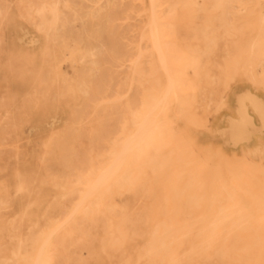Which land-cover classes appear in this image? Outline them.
<instances>
[{"label":"bare ground","instance_id":"1","mask_svg":"<svg viewBox=\"0 0 264 264\" xmlns=\"http://www.w3.org/2000/svg\"><path fill=\"white\" fill-rule=\"evenodd\" d=\"M62 1H73L71 4L73 10L74 3L82 0H42L40 7L34 10L33 18L38 29L44 31L46 45L49 43L54 45L69 36L76 39L70 29L60 33V23L71 22L67 18L69 14L61 10ZM134 1L136 17L144 19L143 9L146 0ZM12 3L13 0H0V29L3 26L7 27L14 16L8 13ZM259 4L258 0H155L160 25L158 36L163 43V49L162 52L155 51L152 37L146 33L142 34V40L146 44L144 52L147 71L137 64V58L136 65L135 60H132L134 81L140 88V104L135 109L129 104L125 105V115L128 119L123 122L118 137L112 141L103 155V159L116 158L117 166L114 164L116 167L110 173L112 178L99 184L100 193L97 196L77 206L72 197L74 189L71 184L73 183L76 188L78 198L82 197L87 189L90 190L88 187L92 185L94 170L99 169L101 165H90L85 173L77 174L73 181L64 176L70 168L77 165V162L73 161L78 153L76 150H80V147L76 148L72 143L71 147L63 144V151L66 152L65 157L58 163L60 167L58 175L48 174L44 179L30 180L27 173L17 171L13 184H7L3 188L0 185V217L1 214L9 212L8 195L11 194L28 197L24 208L31 207V211L36 212V216H42L44 220L43 225L38 228L37 222L28 224L26 227L29 233L17 237L16 251L9 257H3L0 264H7V259L13 264H28L31 252L23 247L26 243L34 245L39 242L41 250L36 252L40 257L38 264H60L62 257H66L67 264L69 262L67 250L76 242L85 239L97 240L104 258L118 257L119 264H263L264 166L253 175H248V172L234 173L228 166V179L218 184L217 191L212 190L209 205L203 203L201 193L206 188V183L200 171L206 164H214L218 160L209 152L201 156L196 154L200 142L207 144L213 142V131L208 123L204 125L190 114V101L199 108L200 100H204L202 98L204 83L214 85L221 81L222 90L218 98L208 99L219 102L215 106L207 104V109L209 112L218 111L228 103V100L233 101L235 115H229L226 119L227 125L218 128L216 132L223 147H240L239 155L264 157V139L256 137L264 134V46L260 44L261 39L264 40V33L260 35L249 28V17ZM89 7L90 12L98 13L91 5ZM235 8L242 11L240 16L234 13ZM75 10L74 20L85 22L90 17V12L83 16L78 14L77 9ZM184 12L187 13L192 27L188 39L193 43L201 42V48H190L187 45V49L182 51L177 45L182 36L178 17ZM238 17L240 21L236 20ZM28 18L30 19L27 15H19V19ZM103 21L109 23L110 19L106 17ZM240 25L244 27V31L247 30V41L249 40L242 53L250 61L257 60L254 65L250 61L242 65L246 72L245 86L233 85L234 75L229 68L221 78L211 73L209 69L211 57L216 54L226 55L229 52L224 45H218L219 40L237 36L239 34L237 27ZM215 27L222 28V33L218 35ZM92 35L98 38L99 32L94 31ZM29 37L36 39L37 43L40 41L35 34L22 32V40ZM6 46L5 40L0 38V63L7 67L14 64L19 57L9 56ZM44 47L45 54H49L47 46ZM73 51L80 52L81 58L89 63L90 80L78 82L80 97L87 100L95 92L101 91L100 84L95 87L93 83L99 79L103 70V58L113 50L100 41L95 49L81 52L80 48L74 47ZM33 61V53H26L23 56L22 67L12 80L15 88L22 77L32 75ZM165 66L168 71V75L165 73L167 84L163 83L161 77L162 67ZM52 75L56 80L57 71ZM21 89L25 90L23 87ZM34 90L35 88H30L28 92ZM53 98L55 93L43 91L42 100ZM0 100L5 99L1 97ZM27 100L24 97L21 101L22 111L35 110ZM16 108H19V105L14 101L1 104L0 121L14 123L17 118ZM66 116H60L55 120L62 123ZM145 122H148L149 127L139 135L140 131L138 133L136 130ZM183 128H191L195 134L200 130L206 133L205 136L197 134L187 136ZM34 130L31 126L30 132ZM136 132L138 135H135ZM2 139H7V136ZM129 141H131L129 154L125 159L123 157L121 159L119 157L121 153L118 152L122 145H126L127 148L129 144L126 143ZM86 144L87 142L80 143L82 146ZM119 144L122 145L119 147ZM121 152L125 154L123 148ZM101 155L94 150L93 145L88 148L87 157ZM87 157L83 159L86 163ZM243 163L248 164L244 160ZM8 167L7 164L3 165V168ZM98 180L94 179V184ZM161 180L164 183L162 186L164 202L157 201V190ZM45 185L58 187L60 201L64 202L63 206L68 209L67 213L74 214V219L76 218L67 219L64 226L58 225L53 232V226L59 224L55 209L43 210L37 200L43 194ZM196 191H199V195ZM114 197L119 198L120 204L114 202ZM156 204H158L156 211L162 218L152 225L149 238L146 244L142 245L143 235L147 232L149 224L148 212H152ZM214 207L216 211H213ZM199 208L201 209L198 212L199 216L194 219V210ZM22 212L23 216L19 219L9 214L3 224V230L6 229L8 233L16 230L19 222L28 214L27 209H23ZM134 214L138 216L137 220L140 223L135 232L130 229V217ZM141 214L143 216L139 217ZM64 219L66 220V217ZM87 223L90 228L87 227ZM34 228L37 229L32 233ZM137 246L142 250L135 251L134 259L132 258L134 251L131 252L132 248Z\"/></svg>","mask_w":264,"mask_h":264},{"label":"rangeland","instance_id":"2","mask_svg":"<svg viewBox=\"0 0 264 264\" xmlns=\"http://www.w3.org/2000/svg\"><path fill=\"white\" fill-rule=\"evenodd\" d=\"M41 1L13 0L8 13L14 16L10 19L11 21L7 27L3 26L0 29V38L5 40L8 55L19 57L14 64L8 65L7 67L0 63V99L1 97L5 99L0 100V105L11 101L19 105V108L15 110L17 118L14 123L0 121V185L3 188L7 184H13L17 171L27 173L30 180H41L48 174L52 175L56 173L58 175L60 172L58 163L65 157L64 152H66L63 151V144L66 143L65 145L68 147L74 144L76 148L80 147V150H76L78 153L73 161L74 163L77 162V165L75 168H70L64 176H67L73 181L77 174L85 173L90 165H101L99 169L97 168L93 172V182L88 187L92 192L87 189L88 192L86 191L82 195L83 199L82 197L78 198L76 188H74L73 183L71 184L72 189H74V192H72L73 200L77 203V206H80L100 193L99 187L104 180L112 178L110 173L117 166L116 158L103 159V155L106 153L112 141L118 137L123 122L128 119L125 115V105L129 104L131 108L135 109L140 104V88L136 86V82L134 81L135 75L132 70V60H135L136 65L137 58V64H140L144 68V71H147L144 52L146 51V44L142 40V34H149L152 37L151 41L155 51L162 52L163 43L158 36V29L160 27L158 13L156 11L158 8L155 7V0H146L143 9L144 19L140 20L136 17V3L134 0H82L74 3L73 10L71 5L73 1H62L60 3L61 10L63 13L69 14L67 18L71 22L70 24L61 22L60 33H64L70 29L76 39L74 40L72 36H69L66 40L54 45H51V43L46 45L45 42L47 40L44 31L38 29L36 20L33 18L34 10L40 7ZM258 1L260 4L249 17V28L263 35L264 0ZM151 4L152 6H150ZM90 5L93 9L98 10V13L94 14L92 11L90 12ZM75 9H77L78 14L83 16L88 15L90 12V17L85 22L74 20L76 14ZM234 10L236 16L242 14V11H238L237 8ZM20 14L27 15L30 19H19ZM207 14H209V10ZM106 17L110 19L109 23H104L103 19ZM178 18L182 32V36L177 41L179 49L183 51L187 49V45L190 48H201V42L196 41L193 43L188 39L192 27L189 23L190 19L187 13H181ZM238 18L236 20L240 21V17ZM215 29L218 35L222 33V28L215 27ZM237 29L239 30L237 36L232 38L224 37L219 40L218 45H224L229 49V52L226 55L216 54V56L211 57L209 59V69L211 73L221 78L228 72L227 68H229L234 75L235 83L233 85L240 84L245 86L247 83L245 81L246 72L242 65L250 60L242 52L246 49L249 40L247 41L248 34L247 30L244 31V27L240 25ZM154 30L156 31V35L154 34ZM23 31H28L32 35L35 34L40 41L37 43V40L33 37L22 40L21 36ZM94 31L99 32L98 38L93 37L92 34ZM100 41L105 43L106 46H110L113 50L103 58V70L99 79L93 83L95 87L100 84L102 89L99 92H95L87 100H82L78 91V82L80 80H90L89 63L81 58L80 52L73 50L74 47L80 48L81 52L88 49H95ZM154 41L158 43L155 44ZM260 44L264 46V40L261 39ZM154 45H158V47L155 48ZM44 46H47V49H49V54L47 55L45 54L46 50ZM26 53H33L34 72L30 77H22L15 88L12 85V80L16 78L19 69H21L22 58ZM256 61L253 59L250 62L254 65ZM165 70L167 71L166 66L165 68L162 67L161 77L163 83L167 84L168 79L165 76L168 75V71L166 72ZM54 71H57L56 80L52 75ZM22 87L25 90L21 89ZM30 88H35V93L34 91L29 93L28 90ZM44 90L55 93V98L52 100H42ZM221 90V81L214 85L204 83L202 87V98L204 100H200V107L196 108V104L190 101V114L192 117L199 119L204 125L208 123L212 128V137L214 138L211 144L200 142L197 146L196 154L201 156L209 152L214 158L217 157L218 160L217 163L206 164L200 171L206 183V188L201 193L203 195V203L206 205L210 203L212 190L215 189L217 191L216 187L218 184L228 179V166L234 173L246 174L248 172V175H253L257 170L261 169V166H264V157L239 155L240 147H223L216 132L218 128L227 125L226 119L229 115H235L232 107L234 106L233 101L228 100V103L218 111L209 112L207 109V104L211 103L212 106L218 104L219 100L208 99H217ZM24 97L28 99V103L35 110L31 112L22 111L21 101H23ZM60 116H66V119L62 123H57L55 119H59ZM31 126L35 130L30 132ZM148 127V122H145L139 128L140 130L137 129L136 131L138 133L140 131V135L141 131L146 130ZM213 128L217 130L214 131ZM182 130L187 136H194L196 134L198 136H205L206 133V131L200 130L195 134L191 128H183ZM137 132L135 135H138ZM5 136H7V139L3 140L2 137ZM256 137L264 139V134L256 135ZM86 142L87 144L85 146L80 145V143L83 144ZM126 144H129L127 148H125L126 145L119 144V147L122 145L118 152V154L121 153L119 155L121 159L122 157L125 159L129 154L131 141ZM92 145L94 150L102 154L101 156L87 157L88 148ZM122 148L125 154L121 152ZM86 157L88 158L87 163L83 160ZM243 160L248 164H244ZM6 164L9 167L3 168V165ZM105 167L109 169L106 170ZM104 172H106V175ZM95 174H98L97 177ZM94 179H99L95 181L96 186ZM163 185L164 183L161 180L157 190L158 202L165 201L162 193ZM196 192L199 195V191ZM8 196L10 200L9 212L1 214L0 217V263H2L3 257H9L13 251H16L18 245L17 237L21 235L23 237L29 233V229L26 227L28 224L37 222L38 228L43 225L44 220L42 216H36V212L31 211V207L27 206L24 208L26 202L29 200L28 197L13 196L11 194ZM37 200L40 208L43 210L48 208L55 209V215L58 219L57 223L59 224L53 226L52 232L58 225L61 226L63 224L62 226H64L69 218L74 219L75 217L74 214L70 215V213H67L68 209H65L63 206L64 202L60 201L59 189L56 186L45 185L43 194ZM113 200L116 204H120L118 197H114ZM157 208L158 204L154 206L152 212H148L149 224L147 225V232L143 235L142 245L146 244L152 225L162 218L161 214L157 213ZM23 209H27L28 214L19 222L16 230L10 233L6 229L3 230V224L7 216L12 214L15 215L16 219L22 218ZM199 210L201 209L194 210V219L198 218ZM204 210L208 211L205 208ZM213 211H216V207L213 208ZM135 215L130 217V229L134 232L140 227V223L137 220L138 216ZM141 216L143 215L141 214L139 217ZM65 217L66 220L64 219ZM205 218L207 219L206 216ZM87 227L90 228L88 223ZM37 228H34L32 233ZM134 236L136 238V235ZM25 246L23 249L31 252V259L28 261V264H38L40 257L36 252L38 253L41 250L40 242L34 245L26 243ZM132 249L131 253L134 251L132 258L135 259L136 252H140L142 249L139 246ZM66 253L69 259L67 264H119L118 257L111 259L104 258L97 240L85 239L84 241L76 242ZM66 260V257H62L60 264H66ZM7 262V264H13L9 259H7Z\"/></svg>","mask_w":264,"mask_h":264}]
</instances>
